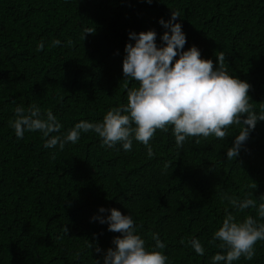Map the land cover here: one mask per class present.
<instances>
[{"label": "trees", "instance_id": "obj_1", "mask_svg": "<svg viewBox=\"0 0 264 264\" xmlns=\"http://www.w3.org/2000/svg\"><path fill=\"white\" fill-rule=\"evenodd\" d=\"M172 11L180 13L183 50L196 46L214 67L222 53L228 74L250 85L259 112L264 0H0V264H102L121 234L91 219L110 214L100 207L131 215L147 245L158 233L169 264H211L223 254L219 241L208 242L226 209L238 219L256 217L253 208L238 213L227 198L264 202V121L232 160L226 152L240 131L235 125L223 140L190 137L179 149L171 127L157 130L152 159L136 141L130 152L119 144L106 149L89 132L59 151L45 149L39 132L17 139L10 127L18 105L50 109L65 133L126 104L128 90L139 86L122 73L125 45L135 43L128 34L155 30L160 46L168 30L158 21ZM55 39L61 45L51 47ZM41 41L45 48L37 52ZM193 238L203 256L191 248ZM254 247L252 260L234 264H264V241Z\"/></svg>", "mask_w": 264, "mask_h": 264}, {"label": "clouds", "instance_id": "obj_2", "mask_svg": "<svg viewBox=\"0 0 264 264\" xmlns=\"http://www.w3.org/2000/svg\"><path fill=\"white\" fill-rule=\"evenodd\" d=\"M146 2L151 4L152 0ZM178 17L180 13L172 11L167 21L162 18L158 21L168 30L160 36V46L156 43L155 30L129 32V39L135 43L125 45L122 73L125 79L135 80L139 86L128 90L126 104L110 108L101 121L77 122L65 133L61 132L63 125L50 109L42 113L35 103L27 108L18 105L14 109L15 118L10 121L16 138L22 139L26 132H39L45 149L62 151L66 144H76L82 133L92 132L100 138L102 148L111 149L119 144L124 151L130 152L133 141H136L144 145L147 157L152 159L154 151L150 141L157 130L168 132L171 127L179 149L190 137L214 136L223 140L228 135L229 126L235 125L240 131L228 148L226 158L238 157L257 122L264 121V106L259 112L253 110L248 96L250 85L228 74L222 53L216 56L214 67L213 60L201 58L196 46L183 50L186 35L181 23L176 22ZM71 44L72 41L68 40L67 46ZM59 45V39L51 43V47ZM44 48L41 41L36 51ZM227 199L238 213L255 209L256 217L247 215L238 219L226 209L221 226L208 242L219 241L217 246L223 254L213 255L211 264H234L241 257L250 261L255 256L257 241H264V202L257 204V200L251 198ZM106 211L110 214L96 215L91 219L107 224L108 231L121 235L112 240L114 247L104 252L102 264H169V258L163 252L165 243L158 233L151 234L154 245H147L137 233L131 215L122 214L115 208L98 209L101 214ZM190 244L197 255L205 254L199 239L193 238ZM95 251L100 253L101 249L97 247ZM95 264L101 262L95 260Z\"/></svg>", "mask_w": 264, "mask_h": 264}]
</instances>
